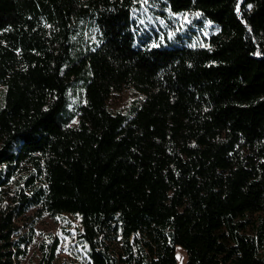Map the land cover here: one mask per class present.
<instances>
[{"label":"trees","instance_id":"1","mask_svg":"<svg viewBox=\"0 0 264 264\" xmlns=\"http://www.w3.org/2000/svg\"><path fill=\"white\" fill-rule=\"evenodd\" d=\"M162 3L216 29L160 43L139 0H0V264L30 210L78 215L90 264H264V0Z\"/></svg>","mask_w":264,"mask_h":264},{"label":"rangeland","instance_id":"2","mask_svg":"<svg viewBox=\"0 0 264 264\" xmlns=\"http://www.w3.org/2000/svg\"><path fill=\"white\" fill-rule=\"evenodd\" d=\"M139 2L140 7L134 12V19L151 36H155L156 32L160 37L158 41L160 43L166 35L169 40H179L177 37H180L200 44L202 36H206L208 30L216 29L210 22H205L197 12L172 15L168 9L163 8L164 0ZM200 24L204 25L202 32L195 29ZM2 95L3 87L0 86V103ZM142 96L136 89L125 88L115 92L109 98L108 105L113 112H126L131 105L140 101ZM68 98V109H72L81 101L82 88L78 83L68 92ZM13 186L11 183L10 188ZM9 202L4 199L0 204ZM14 222L19 235L25 236V241L20 242L23 253L18 256V264H90L87 247L79 236L82 227L78 215L62 213L51 217L47 214L38 215L30 210L17 216ZM175 252L177 264H185V250L181 246H176Z\"/></svg>","mask_w":264,"mask_h":264},{"label":"built area","instance_id":"3","mask_svg":"<svg viewBox=\"0 0 264 264\" xmlns=\"http://www.w3.org/2000/svg\"><path fill=\"white\" fill-rule=\"evenodd\" d=\"M226 264H232V263H226Z\"/></svg>","mask_w":264,"mask_h":264}]
</instances>
